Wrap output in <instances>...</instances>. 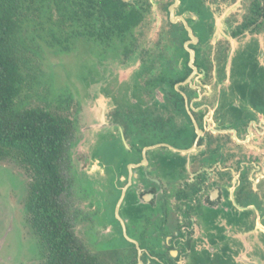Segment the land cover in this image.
<instances>
[{"label":"flooded vegetation","instance_id":"1","mask_svg":"<svg viewBox=\"0 0 264 264\" xmlns=\"http://www.w3.org/2000/svg\"><path fill=\"white\" fill-rule=\"evenodd\" d=\"M123 1L144 12L129 33L106 46L80 36L102 51L98 66L108 53L121 55L120 72L128 73L115 75V90L104 92L114 102L110 121L101 106L99 121L88 122L89 147L73 154V134L68 138L64 193L75 188L87 199L83 207L64 204L70 228L79 220L84 240H77L101 261L115 254L120 264H264V206L256 199L264 192L262 47L241 51L247 62L233 66L226 32L212 41L216 22L205 0ZM253 1L230 38L264 27V15L243 27ZM186 70L173 83L178 94L170 93L165 76ZM76 161L84 163L81 176ZM94 246L101 251L88 250ZM133 253L137 261L129 263Z\"/></svg>","mask_w":264,"mask_h":264},{"label":"trees","instance_id":"2","mask_svg":"<svg viewBox=\"0 0 264 264\" xmlns=\"http://www.w3.org/2000/svg\"><path fill=\"white\" fill-rule=\"evenodd\" d=\"M191 8L204 14L200 5ZM251 13L243 27L264 15V0H254ZM35 16L41 24L47 21L55 26L52 38L60 44L62 36L66 40L86 35L106 46L115 36L129 33L142 21L144 12L123 0H0V160L14 161L30 175L25 208L42 243L41 264H104L83 250L61 199L65 190L61 163L74 130L73 120L48 107H19L16 103L27 83L22 25ZM187 72L178 78L165 76L170 93L178 94L173 83ZM136 261L133 253L128 262Z\"/></svg>","mask_w":264,"mask_h":264},{"label":"rangeland","instance_id":"3","mask_svg":"<svg viewBox=\"0 0 264 264\" xmlns=\"http://www.w3.org/2000/svg\"><path fill=\"white\" fill-rule=\"evenodd\" d=\"M205 2L214 13L216 22L212 41L224 40L222 38L225 37L224 30L226 37L230 39V44H233L234 49L236 48L235 53L232 49L233 66H242L247 62V56H243L241 51H252L254 46L251 45L254 43L258 48L262 47L260 49H262L263 55L260 54L257 59L264 63V27H261L258 33L245 31L236 39L230 38L227 33L241 21L243 13L247 11L249 0H205ZM160 14L162 15L161 12ZM22 27V47L25 48L28 60L27 65L23 68L27 74V83L16 99L17 106L38 105L63 114H69L71 111L76 119V129L72 133V141L75 143L73 154L75 151L79 152L81 147L86 149L85 147H89L86 143L88 133L89 135L94 134V132L87 131V124L89 121L91 123L99 121L101 106H105L106 121H110L109 114L113 109L114 102L111 98L105 97L104 92L115 90L116 87L112 86L115 75L122 78L126 77V73H128V71L120 72L126 67H121L122 62L119 59L121 55L113 56L108 53L106 58L101 59V64L98 66L97 58L101 57L102 51H95L86 38L72 37L65 40L63 39L65 37L62 36L63 41L60 44L52 38V34H55V26L47 21L41 24L36 16L33 21L26 20ZM146 31L148 37L153 36L155 32L153 29L151 31L149 27ZM215 61L220 63L217 58ZM99 91L102 92L101 95H99ZM211 93L214 95L216 92L211 90ZM64 166L65 161L63 160L61 163L62 174H64ZM83 166L84 163L81 165L76 161L75 167L79 176H81L79 169ZM95 167L96 165L93 166V169ZM29 179V173L14 161L0 160V264H41L44 250L39 237L30 225L25 208ZM75 180L77 182V179ZM88 185L87 181L86 186ZM74 190L73 193L71 189L70 194H66V192L62 194L63 205L69 200L68 206L70 202L75 206H85L87 199L81 196L80 191L74 192ZM107 223L111 222L108 220ZM78 224L73 227V231L81 242L84 240V228ZM88 250L94 252L100 249L99 246H94ZM117 256L113 254L112 258H103L102 262L104 264H120L117 262Z\"/></svg>","mask_w":264,"mask_h":264},{"label":"water","instance_id":"4","mask_svg":"<svg viewBox=\"0 0 264 264\" xmlns=\"http://www.w3.org/2000/svg\"><path fill=\"white\" fill-rule=\"evenodd\" d=\"M176 2H177V0H176ZM173 7H174V5H171V7H170V9H169V11H170V15L171 16H173ZM182 21H183V23H184V25H185V27H186V29H187V31H188V34H189V36H190V38L192 39V40H190V41H188V42H192L194 39H196V37L193 35V33H192V31H191V28L187 25V23H186V21L184 20V18L183 17H179ZM188 50H189V53H190V62L192 63V61H193V59H194V53H193V50L192 49H190V48H187ZM191 67L193 68V72H196V67L194 66V65H192L191 64ZM190 77H191V74L189 75V77L187 78V80L186 81H190ZM194 124H195V126H196V122L194 121ZM133 242H135L136 243V245H137V242L135 241V240H133V239H131ZM137 249H138V251L140 252L141 251V248L137 245ZM143 263V261H142V259L141 258H138V261H137V263L136 264H142Z\"/></svg>","mask_w":264,"mask_h":264},{"label":"crops","instance_id":"5","mask_svg":"<svg viewBox=\"0 0 264 264\" xmlns=\"http://www.w3.org/2000/svg\"><path fill=\"white\" fill-rule=\"evenodd\" d=\"M262 189L264 188V187H261ZM257 198H259V201H260V203L264 206V192L263 191H259V193H258V195H257V197H256V199ZM245 202H248V201H246L245 200ZM250 202H253V203H255V199H252V201H250ZM257 203V202H256ZM257 204H259V203H257ZM260 205V204H259ZM262 205H260V206H262ZM254 212V211H253ZM249 233V232H248ZM256 261V260H255ZM247 263H249V264H255L254 262H246V264Z\"/></svg>","mask_w":264,"mask_h":264}]
</instances>
